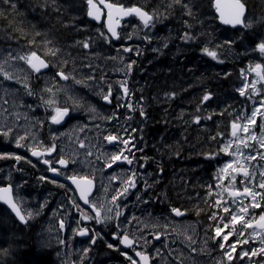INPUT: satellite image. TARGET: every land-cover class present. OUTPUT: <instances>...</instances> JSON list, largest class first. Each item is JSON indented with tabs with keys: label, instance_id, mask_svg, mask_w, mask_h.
Masks as SVG:
<instances>
[{
	"label": "rangeland",
	"instance_id": "obj_1",
	"mask_svg": "<svg viewBox=\"0 0 264 264\" xmlns=\"http://www.w3.org/2000/svg\"><path fill=\"white\" fill-rule=\"evenodd\" d=\"M249 21L252 22V25H256V21L252 18H248ZM181 24V23H180ZM180 24H177L179 27ZM201 24V23H200ZM203 24V23H202ZM201 24V25H202ZM175 27V24L170 23V27ZM202 28V27H201ZM204 28H208L206 24ZM193 30H190L192 33L196 35V37H201L202 34L200 29L196 26H193ZM78 31H81L80 29ZM148 33V36L151 37V43H149L145 39V33ZM127 34V35H126ZM157 34L160 35V32ZM156 34L154 28L151 30L144 29L140 22L133 23L129 25V27L123 32V37L118 41V45H110L104 43H89L88 49H86V53L84 57L76 54L79 49L82 47V44H79L76 40L74 45H70L68 47L62 48L58 43V40L48 38L43 42L42 50L51 49L58 50V53L52 57V66L55 69L63 70L67 74L70 75L71 86H67L61 83H57L52 77L48 74L40 79L39 86L41 87L42 94L45 88H52L53 90L63 89V91H59V96L63 94L65 97V93L67 90H70L68 98L63 103H60V106L65 107L69 105L70 100H72L73 107L74 101L78 100L82 105L80 108L74 110L75 118L81 119L75 122V126H68V131L62 132L61 129L54 132V136L57 137L56 144L57 150L59 154L62 155L65 159L71 164L70 169L67 171L68 174H72L73 172L79 174L80 176H86L87 178H93L98 183V191L96 193L95 202L103 201L105 203V209L112 207L114 205L111 203V198L113 195H116V190L122 187V181L128 175L131 174L132 168L127 164H120L118 162L117 165H113L112 168H104L102 167L104 156L106 154H110L113 151H117L119 147L122 145H113L109 144L107 141L103 139L105 135L108 134H116L119 132L122 138H128L129 136L134 137L132 143L136 142V137L132 129H135V125L133 122V110L143 107L146 104V101L143 97L137 94V90H145L147 88V83L151 80V72L149 73V62H145L147 64L148 69L140 68V60L139 56L142 53V47L145 51L149 49L152 53L157 51H162V46H160V39ZM213 35L222 37L223 35L217 32H214ZM131 36V39L128 38ZM257 37V44L260 42L262 37L258 34L250 33L249 38L244 41L243 46H241L240 50H235L234 46L231 44H225L222 40H215L217 44L221 47L216 49V47L211 50H216L218 55H225L226 60L229 62H237V58L241 56L245 58L243 62V66L239 72L240 74V82L237 83L236 89L242 87V84L245 80L249 82V88L246 89V95L241 96V100L237 101V107L233 111L234 120L237 113L243 112L247 115H251L253 107L260 109L261 113H264V106L261 105L260 101L264 100V81L256 83L255 87L258 90L257 93H252L251 90V82L257 79L256 73L252 71H248L250 66L254 67L255 64L259 63L264 67V55H261L256 49V45H251L249 42L252 38ZM132 38H134L138 44L134 47ZM50 42V43H49ZM181 46V44H180ZM187 46V45H186ZM205 46V45H203ZM123 47H131L134 51L130 53L123 52ZM147 47V48H146ZM136 49L139 50V54ZM153 49H157V51H153ZM176 50H181L179 44L176 46ZM30 51L28 47L22 49V53H26ZM64 54L66 57H69L72 60V64H69L68 61L65 64L64 55L61 56L59 54ZM100 55H98V54ZM161 55L160 53H158ZM17 57L18 55L12 53L11 51H0V63H2L8 57ZM183 56V55H182ZM54 57V58H53ZM115 57L116 59H112ZM122 58V60H121ZM132 60L135 61L133 65L132 71L130 74L125 75L126 65L130 63ZM102 64L104 76L107 78L106 81L99 79L94 72V68L96 64ZM138 65V66H136ZM80 67L84 71V76H82V80L85 83L76 84L74 83V79H78L77 75L74 71V68ZM188 69H191L190 66ZM5 70L12 76V79L6 80L4 79L3 74H0V132L5 131L8 127L12 129V133L6 138L3 135L4 146L0 147V157L14 156L15 152H18L19 149L16 146L15 138L17 135L19 136H28L29 139L26 141L27 144H32L31 136L33 134L38 136L39 142H41V138L38 133L42 130V128L32 129L29 127V130H25V126L23 124H27V120H22L24 116V103H18V97L26 94V90L23 87L24 83H27L28 88L32 91L34 90L33 85V71L29 68L25 61H21L18 59H9L8 65L5 66ZM100 70V69H97ZM242 70L245 75L242 76ZM225 71V70H224ZM110 75V78L108 77ZM92 75L94 79L92 81H88V76ZM225 77L223 73L220 74ZM118 76V77H116ZM116 77V78H114ZM19 79L21 82H17ZM149 80V81H148ZM126 82L127 87L129 88V95L127 97L123 96V92L120 89L121 83ZM85 84L89 86L86 87ZM109 84L112 86V91H114L116 97H122L120 100V104H128L131 103L133 105V110H129L127 107H119L116 111L110 106L102 104L100 93L106 94ZM139 84V85H138ZM152 87H154V83H152ZM168 84L165 85L163 90H166ZM249 94H251V98H249ZM46 97H51L49 93ZM150 100V98H149ZM152 101V100H150ZM208 104V103H207ZM94 107L96 109L95 113L88 111V107ZM51 107V106H49ZM29 107H26V111H28ZM232 107H229V111H231ZM102 113L106 117L115 116L114 119L107 120L105 117H102ZM81 123H80V122ZM21 122V124H20ZM240 123H244L245 121H238ZM264 124V116L258 113L256 117L255 124L250 125V129L256 134L257 137L261 135V125ZM126 129V131H123ZM119 130V131H118ZM191 132V131H190ZM193 135V134H192ZM192 135L189 134V141H192ZM242 138H245L248 134L243 132H239ZM196 136V135H195ZM225 143H228L231 137V125L230 128H226L225 131ZM164 138V137H163ZM143 140V139H142ZM83 141L85 147L82 149L80 147V142ZM249 144L254 145V148L245 149L241 145V150L247 154L251 153L256 156V160L249 161L248 167L250 171L255 173V180L253 183H259V172L264 171V160L259 158L257 150L259 152H264V148H260L259 144L256 141L249 140ZM45 147L46 145L42 143ZM202 146L203 149L207 150L209 153L210 146L207 142L203 141ZM13 145L15 149L11 151L8 146ZM136 148H138V143L135 144ZM152 147V142L147 146ZM236 145L232 144L229 151H234ZM158 146H155V150L158 149ZM26 149V148H25ZM27 150V149H26ZM136 150V149H135ZM28 151V150H27ZM91 151L92 156H87V152ZM148 151V150H147ZM29 152V151H28ZM25 153L26 152H22ZM151 155L154 153L149 152ZM148 154V153H147ZM58 155V154H57ZM100 156L101 159L97 162L96 157ZM144 157V156H143ZM59 155L57 159H59ZM148 159L149 156H148ZM233 157L229 155H224L220 158L222 162V166L224 163L231 162ZM11 158H0V165L2 162H6L9 164L8 166H3L0 168V187H2L7 181H12L13 184H16V195L17 197L22 199V203L20 204L22 210H31L34 213L39 210L38 215H33L29 220L39 219V217L43 216L42 211L45 209H49V215L46 219L45 227L42 228L46 238L43 239L41 236V240H39V248L42 250H50L52 253H58V259L63 261L62 264H128L125 260V257L122 256L118 247V242L114 240L113 233L116 232L115 219L110 222L104 223L108 228H104L101 225L99 230L95 229V232L98 233V237L103 238L104 246L107 248V253L97 254L94 252V247L91 246L90 235L85 236V238H78V224L79 220L82 225H85L87 222H93L92 220H80V212L74 210V207L71 206L69 200H75L74 191L68 190V194H64L62 191H53L48 192L42 187L44 182H50L55 187H60L57 183H52L54 179L51 178L44 168H41L39 165H35L38 175L33 171L31 172V168L26 166L25 171L19 172L17 168L14 167V163L10 164ZM72 160H75L76 163H72ZM91 161L92 163H89ZM150 161V160H149ZM178 164H184L185 162L181 161L180 158L176 159ZM162 163V162H161ZM34 165V162L32 163ZM12 166V167H11ZM162 166L158 164V162L154 159L149 163V168H151V172L156 171ZM221 166V167H222ZM164 167V166H163ZM204 169V167H203ZM33 174L35 180H39L36 184L32 177H27L28 175L25 173L29 171ZM219 171V170H218ZM65 172H61L64 177ZM45 176V180H40V176ZM112 175H116L118 178L116 180H111L110 177ZM145 181L148 184H152L153 182H161L162 178L158 175H146ZM21 178V179H19ZM241 176H237L235 180V184L237 189L242 190V185L240 184ZM196 180V179H195ZM33 182V193L29 194V192L25 188L28 187V184ZM170 182V181H169ZM201 182L199 186H201ZM198 184V183H197ZM225 188L228 187V179L226 178L224 181H220ZM43 188L39 191L40 188ZM170 187V186H169ZM200 192H203V188H199ZM258 190V189H257ZM38 191V192H37ZM137 190H135L136 192ZM220 191L218 188L214 187L211 191V195L205 200V204L208 206L206 217L207 220L202 222H188V221H177L171 215L161 217L159 213H154L148 204H144L142 202H138L136 199L137 195H140L142 200L147 201L146 196H142L141 193H134L130 190L129 194L126 197H119L118 203L122 206L123 215L118 218L120 224V230L127 229L128 232H135L137 235L139 233H143L144 237L147 239V244H145L144 240L140 241V245H144V249L146 252H149L154 257L152 260V264H220V261L223 256V250L219 248V245L215 242V240L208 239L209 236L214 235V227L216 224H219L222 227V235L227 234V232L231 229L233 231L232 236L229 237L228 241H224L227 246L230 243H236L237 239H245L249 237V234L252 232V228L243 229L244 236L238 237L237 233L242 230V222H237L235 226L229 223L228 228H223L224 223H228L230 220V216L227 217L226 220L221 221L220 217H225L227 214L223 213L222 210H219L215 207V200L221 199V201H230L231 198L228 196V193L225 191L221 194V196L217 197L216 193ZM55 192V193H54ZM77 197V196H76ZM216 198V199H215ZM53 199V205L51 206V202ZM169 201V200H168ZM168 201H162V204H168ZM67 203V204H66ZM77 203V202H76ZM213 205H210V204ZM245 204H249V200L244 201ZM70 204V205H69ZM158 204V202H157ZM44 207L41 208L40 206ZM161 206V205H160ZM262 206H264V202H262ZM102 213L104 209L101 210ZM44 212V211H43ZM76 212L79 214L77 215ZM217 213V220L213 221L210 219L211 213ZM88 214V213H87ZM261 214L260 209H249V214L244 217L245 220H252L253 217L256 219L253 224L259 219V215ZM89 215V214H88ZM111 215L115 216V211L111 213ZM127 218V221H125ZM66 220V222H65ZM63 222L64 227L61 228L60 225ZM153 225H157L153 227ZM212 226V227H210ZM102 229V230H101ZM160 234V239L157 240L154 238L156 233ZM257 232H259L257 230ZM183 233V234H180ZM41 235V234H40ZM164 236H171L165 245ZM186 237H192L194 243L189 247V241ZM220 238L217 237L216 240ZM207 240V244L205 241ZM63 241V243L61 242ZM108 243L114 245L113 248H108ZM140 245L138 247L140 248ZM261 245L259 243V235L254 238H250L247 244H237L235 251L233 252V261L229 262L226 258L223 259V264H249V258L245 257L243 260L237 257V253H239L242 249L247 251L250 248H259ZM88 248L89 251L87 254L84 253V249ZM204 248L206 251H201ZM156 249L160 250V255H156ZM192 249H195L193 251ZM124 250V249H123ZM126 251V250H125ZM127 252V251H126ZM130 255H133V252H127ZM171 258L170 262L168 260ZM253 264L256 261H260V264H264V257H260L259 255L255 257H251Z\"/></svg>",
	"mask_w": 264,
	"mask_h": 264
},
{
	"label": "trees",
	"instance_id": "obj_2",
	"mask_svg": "<svg viewBox=\"0 0 264 264\" xmlns=\"http://www.w3.org/2000/svg\"><path fill=\"white\" fill-rule=\"evenodd\" d=\"M14 2L15 10L0 2V48H10L13 45L18 51H22L23 48L28 47L52 66L51 55H46L48 49L42 50L43 42L48 38L58 40L60 42L58 44L62 47L60 49L64 50H66L64 47L74 45L76 40L79 44L87 41L102 43L103 46L105 43L96 36L99 30H96L97 26L87 18L85 0H55V4L53 0H14ZM121 2L126 6H142L150 12L158 10L163 14L155 25L156 34L160 32V35L157 34L160 39L158 42L163 50L152 53L149 51L150 48L145 51L142 47L143 54L139 56L140 68L148 69L145 62H149V73L151 72V80L147 83L149 90H137V94L146 101L144 112L149 118L142 119L140 111L133 113L136 129L134 135L139 149L143 150L138 151L140 157H147V160H144L147 164L155 159L162 165L155 174L161 169L164 174L165 172L170 174L168 186L161 188L154 199L157 198L160 202L169 200L171 207L186 212L189 218L205 221L209 209V205L205 204L209 195L208 186H212V191L216 184L220 183L215 177L222 166L220 158L226 155L220 152V148L225 144L226 128L229 129L234 122L233 111L238 105L237 101L242 99L235 87L240 82L239 72L245 58L239 56L237 62H229L226 56L221 54L218 55L217 61H213L203 53V45L212 49L217 45L215 40L218 42L222 40L228 41L235 50L239 51L250 33L264 38V0H242L248 9V18L254 19L257 23L250 29L236 30L224 28L219 24L213 7L214 0H192L194 5L192 10L195 14L192 18L183 16L179 7L169 13L167 9L169 0H121ZM147 3L151 5L147 6ZM184 21L198 27L202 36L188 43L182 41L180 36L183 35ZM170 23L175 24V27H170ZM177 24H180L179 27ZM205 24L208 28H204ZM79 29L81 31H78ZM214 32L223 36H215ZM256 39L257 37L252 38L249 43L257 45ZM29 41L33 43L30 44ZM106 44L110 47L117 45L113 42ZM165 44L167 47L164 46ZM178 44L181 49L179 51L176 50ZM76 54L84 57L85 54L87 55L86 49L81 47ZM145 56L147 59L142 60L141 58ZM64 59L72 64L69 57L64 55ZM219 60L223 62L220 63ZM95 64L94 72L97 77L106 81L102 64ZM189 66L191 69H188ZM74 71L77 78L82 80L83 69L77 67ZM221 73L225 77L221 76ZM108 77L110 78L109 74ZM167 84L168 87L163 90L162 88ZM69 92L71 93L70 90L64 92L66 98ZM206 92L211 94L212 99L202 102ZM61 97L64 95L62 94ZM70 103L73 105L72 100ZM230 106L231 111H229ZM70 110L72 111L73 107H70ZM197 115L201 117L199 124L195 122ZM102 117L108 118L103 113ZM189 134H193L191 142ZM142 136L145 138L144 144L140 142ZM203 141L213 147L210 148L209 153L203 149L201 144ZM151 142L154 146L153 155L146 151ZM155 146L159 148L155 150ZM18 155L25 157V160L20 163L14 160L15 168L25 171L26 166L33 165L26 162L28 161L26 155L21 153ZM208 155H215V158L206 159ZM178 158L185 163L178 164L176 161ZM5 163L2 162L0 166ZM33 170L35 168H31V172ZM25 173L33 178L30 170ZM200 181H202L201 186H199ZM43 186L47 184L43 183ZM28 187L30 188L25 189H32L33 182H30ZM199 188H203L202 193ZM106 250L101 246L96 248L95 252ZM0 264L61 263L56 259L55 253L39 248L36 227L28 229L20 225L11 212L0 203Z\"/></svg>",
	"mask_w": 264,
	"mask_h": 264
},
{
	"label": "snow or ice",
	"instance_id": "obj_3",
	"mask_svg": "<svg viewBox=\"0 0 264 264\" xmlns=\"http://www.w3.org/2000/svg\"><path fill=\"white\" fill-rule=\"evenodd\" d=\"M4 5H7L11 9L15 10L16 3L14 0H0ZM53 4H55V0H53ZM86 4V15L90 17L92 20L96 22H100L102 14H106L107 20L102 27H106L107 33L103 31L97 30L98 38L105 43H111L113 40H120L121 36L120 33L117 31L118 28H121V20H123L126 17H135L140 21V24L144 29L151 30L155 27L158 20H160L163 17V14L160 13L158 10L148 11L146 8L142 6H126L121 2V0H85ZM193 3L192 0H169V3L167 4V9L169 10V13L174 10L175 8L179 7L182 9V15L187 16L189 18L194 17L193 12ZM215 8L216 11L220 15V20L225 25H231L232 27L240 26L241 28L250 29L252 28V22L248 20V17L246 16V5L242 2V0H234V2L229 6L227 10H224L221 8L220 0H216L215 2ZM106 10V13L104 12ZM131 20L127 21V23L131 24ZM193 28V25L188 22H183V35L180 36V39L184 41L185 43L194 41L197 39L196 35L192 33L190 30ZM121 30H123L121 28ZM37 35H40L37 33ZM127 35V34H126ZM129 39H131V36H128ZM145 39L151 43V37L148 36V33H145ZM29 43H33V41H29ZM50 43V42H49ZM79 43V42H78ZM228 41H225V44H228ZM89 42L85 41L82 43V47L85 49L89 48ZM167 47V44L164 45ZM216 49H219L221 46L217 44ZM258 50L261 55H264V38L260 40V42L256 45V49ZM134 51L131 47H123V52L130 53ZM137 53L139 54V50L136 49ZM153 51H157V49H153ZM203 53L210 57L213 61L218 60V52L216 50H211L209 46H204L202 49ZM58 50H51L49 49L47 54H51L55 56L57 54ZM9 59H18L21 61H25L26 64L29 66V68L35 72V73H41L42 69H48L50 67L49 63H46L45 59H41L40 56L37 55V52L32 50L28 54L24 55H18L17 57H8L6 58L2 63H0V74H3L4 79L10 80L12 79V76L5 70V66L8 65ZM112 59H116L113 57ZM122 60V58H121ZM218 62L222 63V60H219ZM66 64L67 61H64ZM135 64V61L132 60L130 63L126 65L125 75H128L131 73L133 65ZM248 71H252L256 73L257 79L251 82V90L252 93H257L258 90L256 89L255 85L258 82L264 81V67H262L261 64L257 63L254 67L250 66ZM56 76H59L61 80L67 81L69 79V76L71 74H65L63 70H58L55 73ZM245 75V73L242 70V76ZM74 79V83L76 84H82L85 83L81 79ZM88 81H92L94 77L92 75L88 76ZM17 82H21L19 79H17ZM86 87H88V84H85ZM23 87L26 90V95L32 96L34 95L33 91L28 88L27 83H24ZM249 88V82L245 80L242 84V87L238 88L237 91L239 92L240 96L246 95V89ZM120 89L123 92V96L127 97L129 95V88L127 87V83L123 82L120 85ZM63 91V89H57V92ZM44 92L46 93H52V88H45ZM102 99L108 103H111L110 97L112 96V86L109 84L107 89V94L100 93ZM171 95V94H166ZM53 96H55V93H53ZM249 98H251V94H249ZM122 97H117V105L118 107H127L129 110H133V105L131 103H128L126 105L120 104V100ZM212 99V96L210 93H205L202 97V102H207ZM261 105L264 106V100L260 101ZM56 104V100L54 98H48L43 99L42 103L38 105L40 106H54ZM82 105L79 103L78 100L74 101V107L73 110H76L80 108ZM31 109V106H28ZM52 111L54 114L50 116V122L52 125H61L62 121L65 120V117L69 115V108L68 107H59L55 106L52 108ZM88 111L95 113L96 109L94 107L89 106ZM258 113L262 116H264V113L260 112V109L253 107V110L251 112V115H247L246 113L240 112L236 114L234 122L231 123V137L232 139L228 141V143H225L222 148H220V152L225 153L226 155H229L233 157L231 162L224 163L221 168H219V171L215 177L217 181H224L226 178L228 179V187L225 188L222 184L217 183L216 188H218L220 191L216 193L217 197L221 196L223 192H227L228 196L231 198L230 201H221V199L215 200V207L219 210H222L223 213L227 214L225 217H220V220H226L227 217L230 216V220L228 223L223 224V228H228L229 223L233 226L237 224V222H242V230L237 233L238 237L244 236L243 229L252 228V232L249 234L248 238H245L243 240L237 239L236 243H230L227 246L225 245L224 241H228L229 237L232 236L233 231L230 229L227 234L222 235V227L219 224H216L214 227V235L209 236L208 239L215 240V242L219 245V248L223 250V256L220 261V264H223V259L226 258L229 262L233 261V252L236 249L237 244H247L249 242L250 238H254L255 236L259 235V248H250L247 251L241 250L239 253H237V257L241 260H243L245 257L249 258V264H253L251 257H255L259 255L260 257H264V206H262V202H264V171L259 172V183L255 184L253 181L255 180V173L253 171L249 170L248 162L256 160V156L252 155L251 153L245 154L241 150V145L245 149L254 148V145H251L248 143L249 140L256 141L257 144H259L260 148H264V124L261 125V135L259 137L256 136V134L250 129V125L255 124L256 117ZM140 115L143 117L145 116V112L143 109H140ZM115 116H110L107 119L111 120L114 119ZM208 119H211V117H208ZM201 120V117L197 115L195 117V122L199 124ZM245 121L244 123H240L238 121ZM35 123L42 127L43 121L41 118L37 117L35 120ZM123 131H126V129H123ZM133 132L136 131V129H132ZM239 132H243L245 134H248L245 138H242L240 135H238ZM12 133V129L8 127L5 131L0 132V135H3L4 137H8ZM31 140L33 141L32 144H27L26 141L29 139L28 136H19L15 138L16 146L18 148H26L28 151H30L32 157H36L38 160H42V163L45 165H48L46 171L52 172L54 175H61V169H68L69 168V161L68 159H65L62 155H59V159H57L55 162H53L51 159H43L44 155L47 154L48 156H51L53 152H56L57 150V144L56 136L51 137V144L50 146L45 147L42 143L39 142L38 136L33 134L31 137ZM105 141H107L109 144L113 145H122V147H119L117 151H113L110 154H106L104 156L102 167L104 168H112L113 165H117L118 162L120 164H127V165H133L134 162H137L138 160H147V157H139L137 158L134 153L133 149H136V151H143L142 149L136 148V145L132 143V140L134 137L129 136L128 138H122L117 132L116 134H108L103 137ZM212 139H216V137H212ZM232 144H235V150L229 151ZM80 147L83 149L85 147V144L83 141L80 142ZM259 158L261 160H264V152H259L257 150ZM127 153V154H126ZM219 153H216L218 155ZM87 156H92V152L88 151ZM0 158H11L14 159L17 162H20L22 160H25V157L21 155H14V156H7V157H0ZM215 155H208L206 156V159H214ZM101 159L100 156L96 157L97 162H99ZM31 162V161H26ZM54 163H58L61 168L58 169L54 166ZM72 163H76L75 160H72ZM89 163H92L89 161ZM35 167V165H33ZM140 167H143L141 164ZM163 171V169H161ZM237 176H241L242 179L240 180V184L243 186L242 190L237 189L235 180ZM137 172L135 170H131V174L128 175L125 179L122 181V187L120 189L116 190V195H113L111 198V203L114 205V208L109 207L105 209V203L103 201L98 202H92L90 201L89 197L92 192L93 187V181L91 179H88L86 176H80L79 174L73 172L72 174H68V172L64 173V179L67 181H70L72 185L75 186V190L79 192V199L83 201V203L91 208V210L95 213V217L88 215L85 213L80 206L76 203L75 200H70L69 203L72 207H75L78 212H80V220H92L95 219V222L97 224L101 223H107L112 221L113 219H118L123 215L122 206L120 203H118L119 197H126L131 189L136 188L137 186ZM118 177L116 175H112L110 177L111 180H116ZM40 180H45V176H40ZM52 183H56L55 180L51 181ZM60 187H64L63 184L59 185ZM151 185L145 181V190L150 188ZM209 189V195H211V189L212 186H208ZM258 189V190H257ZM136 199L138 202H142L144 204H148L149 202L146 200H142L140 195L136 196ZM0 200L4 202L8 206L9 209H11L12 213H15V216L21 221V222H27V219H30L33 217V215H38L39 210H37L35 213L31 210H23L24 214H22V209L20 207V204L22 203V199L17 197V199H13L12 195V186L9 184L5 187H0ZM249 200V204H245L244 201ZM41 208L44 206L41 205ZM260 209L261 214L259 215L258 222L256 223V226L253 227V222L256 218L253 217L252 220H245L244 217L249 214V209ZM102 209H104L102 213ZM115 211V216L113 217L111 213ZM171 213H174L176 217H180L183 215L181 210L177 207H171L170 209ZM210 219L213 221L217 220V213L213 212L210 215ZM125 221H127V218H125ZM80 221H77V224L79 225ZM157 225H153V227H156ZM61 228L64 227L63 222L60 225ZM212 227V226H210ZM257 228L260 229L259 232H257ZM118 231L113 233V238L119 240V243L122 244L125 248L130 249L133 253V255H130L127 252L121 251V255L125 257V260L128 262V264H150L151 260H154V257L150 256L144 249V245H140V241L144 240L145 244H147V239L144 237L143 233H137L135 232H128L127 229H124L123 231H119L120 224H117ZM78 234L80 236H86L88 235L89 229L87 228H78L77 229ZM183 234V233H180ZM99 234L96 233L92 237H90L91 243H96V236ZM131 237V238H130ZM219 237V240H216V238ZM155 239H160V234L157 232L154 236ZM186 239L189 241V247H191V244L194 243V240L192 237H186ZM63 243V241H61ZM205 244H207V240L205 241ZM137 245H140L141 250H137ZM108 248H113L114 245L111 243H108ZM195 251V249H192ZM84 253L87 254L89 251L88 248H85ZM201 251H206V249L202 248ZM156 255H160V250L156 249ZM135 257H138L137 260ZM255 264H260V261H256Z\"/></svg>",
	"mask_w": 264,
	"mask_h": 264
},
{
	"label": "flooded vegetation",
	"instance_id": "obj_4",
	"mask_svg": "<svg viewBox=\"0 0 264 264\" xmlns=\"http://www.w3.org/2000/svg\"><path fill=\"white\" fill-rule=\"evenodd\" d=\"M110 2H111V0H110ZM151 4L150 3H147V6H150ZM129 20H131L132 22H131V24H133V23H136V22H138L139 20L137 19V18H135V17H132L131 19H129ZM128 20V21H129ZM140 22V21H139ZM131 24H129V23H127V21L124 23V27L122 28L123 30H121V32H120V36L121 37H123V32L129 27V25H131ZM95 26H97V25H95ZM97 29H99V30H103V31H105V27H102V26H97V28H96V30ZM96 36H98V34L96 35ZM117 45H118V42L116 43ZM142 60H146L147 59V56H145V57H143V58H141ZM116 77H118V76H116ZM116 77H114V78H116ZM149 85L147 86V88L145 89V90H149ZM235 90H237L236 88H235ZM113 94V93H112ZM139 94H142V93H139ZM53 98L56 100V104L53 106V107H55V106H58L60 103H59V101L60 100H58V98H59V96H58V92H57V90L55 91V96H53ZM111 98H112V96H111ZM68 99V97L66 98V100ZM113 101H114V103H113V106H112V110L114 109L115 111H116V114H118L117 113V110H118V105H117V98H116V96L113 94ZM70 106H71V103H69V105H67L66 107H68V108H70ZM60 107V106H59ZM62 107V106H61ZM70 111V110H69ZM52 114H54V112L53 111H51V113H47V112H45L44 111V113L42 114V121H43V124H42V127H47V129H48V133L44 136L45 138H46V140L47 141H51V137L52 136H54V132H56V131H58L59 129H61V130H66V131H68V126H69V123L72 121V120H70V121H68V120H66L62 125H60V126H57V125H52L51 123H50V116L52 115ZM149 118V115L148 114H145V116H143L142 117V119H144V120H147ZM143 139V140H142ZM142 139L140 140V142L141 143H145V138H143V136H142ZM137 143V139H136V142L134 143V144H136ZM150 144V143H149ZM138 149H139V147H138ZM148 150V151H147ZM147 152H152L153 153V151H154V146H153V142H152V147H149V148H147ZM134 155L137 157V158H139L140 157V154H139V152L138 151H136L135 149H134ZM57 158V155L56 156H54V160H52L53 162H55L56 159ZM56 163H54V165H55ZM143 165V167H140V165ZM131 168H132V170H135L136 172H137V177H136V179H137V186H136V188H134V190H137V191H139V190H145V176L147 175H158V176H161V178H162V181L161 182H153L152 184H151V187L150 188H148L147 190H145V191H148V193H147V196H148V198H147V201L149 202V207L152 209V211L154 212V213H159L160 214V216L161 217H164V216H168V215H171V211H170V209H171V206L172 205H170L169 203L168 204H162V202H160V201H157V198L156 199H154L155 198V195L158 193V191H160V189L161 188H163V187H165V186H168V183H169V178H170V174L169 173H167L166 174V172H165V174H164V172H162V171H160L158 174H155V171L154 172H151V168H149V164H147V163H145L144 162V160H138L137 162H134V164L131 166ZM62 172H65V171H62ZM31 173V172H30ZM34 174V173H33ZM33 174L31 173V175L33 176ZM33 178H34V176H33ZM19 179H21V178H19ZM34 180H35V178H34ZM55 180H57V183H58V185H60V184H63L64 185V187H55L53 184H51V183H49V186L47 187L50 191H55V192H57V191H62L64 194H68V190H70L71 189V187H70V185L69 184H67L66 183V180L64 179V177L62 176V174L60 175V176H57V178L55 179ZM38 181L39 180H35L34 182L37 184L38 183ZM14 185H16V184H14ZM43 190V188L41 187L40 189H39V191L40 190ZM156 189V191L154 192V190ZM33 190H34V187L32 188V189H29L28 190V192H29V194H31V193H33ZM72 190V189H71ZM38 192V191H37ZM54 192V193H55ZM150 192H153L151 195H150ZM74 196H75V199H76V202H77V204L80 206V208L85 212V213H88L89 214V212L91 211V210H89V209H86V208H82V206L80 205V202L78 201V199H77V197H76V194L74 193ZM70 200H72V199H70ZM69 200V201H70ZM157 202H158V204H157ZM67 204V203H66ZM53 205V199H52V202H51V206ZM70 205V204H69ZM161 205V206H160ZM49 209H50V207H49ZM49 209H45V210H43L42 211V213H43V216L41 217V218H43L44 217V215H45V213H46V211L48 212L49 211ZM74 210L76 211V209H75V207H74ZM92 212V211H91ZM76 214L77 215H79L77 212H76ZM95 214V213H94ZM183 221V220H182ZM184 221L186 222V221H191V222H198L199 220H197V219H192V218H189V217H187L186 219H184ZM199 222H201V221H199ZM25 227H27L28 229L29 228H31V227H36V234H37V237H38V234H41L40 235V237H38L40 240H41V236L43 237V239H45L46 238V235L44 234V231H42V224H41V219H32L27 225H25ZM101 227V225L100 224H97V223H93V222H87L85 225H82V224H79L78 225V228H87V229H89V235L92 237L94 234H96V232H95V229L96 228H100ZM116 229H117V224H116ZM102 230V229H101ZM118 230V229H117ZM120 231H122V230H120ZM117 242H118V247H120V249H122V244H120L119 243V240H117V239H115ZM102 244H104V241H103V239L102 238H100V237H98V236H96V243L95 244H92L91 243V246L92 247H94V249H96V248H101V246H102ZM137 249H140L139 247H138V245H137ZM45 250V249H44ZM122 251V250H121Z\"/></svg>",
	"mask_w": 264,
	"mask_h": 264
},
{
	"label": "water",
	"instance_id": "obj_5",
	"mask_svg": "<svg viewBox=\"0 0 264 264\" xmlns=\"http://www.w3.org/2000/svg\"><path fill=\"white\" fill-rule=\"evenodd\" d=\"M215 2H216V0L214 1V3H213V6H214V9H215V14H216V16L218 17V21H219V24H221L222 26H224V27H231V28H234V27H232L231 25H225V24H223L222 22H221V20H220V15H219V13L216 11V8H215ZM234 2V0H220V5H221V8L222 9H224V10H227L228 8H229V6L232 4ZM247 12H248V9H247V7H246V15H247ZM103 17H104V14H102V16H101V20H100V22H96V23H98V24H101L102 22H103ZM130 17H126V18H124L123 20H121V28L123 27L122 26V22L123 21H125V20H128ZM89 19L90 20H92L90 17H89ZM107 20V19H106ZM94 21V20H93ZM121 28H118L117 29V31L119 32V30L121 29ZM236 28V27H235ZM107 30V29H106ZM114 41H118V40H114ZM35 158V157H34ZM54 176V175H53ZM92 180V179H91ZM67 181V180H66ZM93 181V187H92V192H91V195H90V197H89V199L93 196V194H94V192H95V190H96V183H95V181L94 180H92ZM71 186H73L74 187V189H75V186L74 185H72L71 184V182L70 181H67ZM77 192V194H78V197H79V192L78 191H76ZM12 195H13V190H12ZM13 199H14V196H13ZM0 202L1 203H3L4 204V202L2 201V200H0ZM81 202L83 203V201L81 200ZM5 206H7L6 204H4ZM83 205L84 206H86V207H88L87 205H85L84 203H83ZM8 207V206H7ZM11 210V209H10ZM14 215H15V213H14ZM182 216H180V218H181ZM17 218V217H16ZM18 219V218H17ZM18 221L20 222V223H23V224H25L26 222H21L19 219H18ZM254 226H256V223L254 224ZM82 237V236H81Z\"/></svg>",
	"mask_w": 264,
	"mask_h": 264
},
{
	"label": "bare ground",
	"instance_id": "obj_6",
	"mask_svg": "<svg viewBox=\"0 0 264 264\" xmlns=\"http://www.w3.org/2000/svg\"><path fill=\"white\" fill-rule=\"evenodd\" d=\"M213 7H214V6H213ZM104 12L106 13V10H104ZM87 18H88V20H89L90 22L94 23V24L97 25V26H102V25H104L105 22H106V19H107L106 14H104L103 22H102L101 24H98V23H96L95 21L90 20L88 16H87ZM27 177H28V176H27ZM28 178H29V177H28ZM27 191H28V190H27ZM38 237H40V234H38ZM38 237H37V238H38ZM38 240H40V239L38 238ZM55 256H56V259L62 264L63 261H61V260L58 259V253H57V252H55Z\"/></svg>",
	"mask_w": 264,
	"mask_h": 264
}]
</instances>
